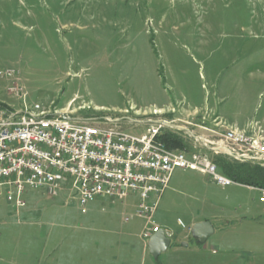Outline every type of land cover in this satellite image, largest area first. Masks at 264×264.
Segmentation results:
<instances>
[{"label":"rangeland","instance_id":"rangeland-1","mask_svg":"<svg viewBox=\"0 0 264 264\" xmlns=\"http://www.w3.org/2000/svg\"><path fill=\"white\" fill-rule=\"evenodd\" d=\"M7 69L16 75L0 79V104L16 108L39 104L135 134L149 120H165L214 142L238 128L227 120H258L264 131V0H0V70ZM14 87L22 88V99L9 91ZM167 131L183 142L176 150L208 154L218 173L233 180L219 167L229 162L225 156L195 144L186 130ZM190 191L203 195L206 215L229 217L202 245L219 250L214 258L169 250L157 261L143 254L147 221L132 206L98 199L83 213L77 202L67 203V193L49 199L30 191L19 211L0 195V264L90 250L143 264H264L261 192L216 183L202 195ZM171 194L163 218L182 238L185 225L177 219L191 200Z\"/></svg>","mask_w":264,"mask_h":264},{"label":"built area","instance_id":"built-area-1","mask_svg":"<svg viewBox=\"0 0 264 264\" xmlns=\"http://www.w3.org/2000/svg\"><path fill=\"white\" fill-rule=\"evenodd\" d=\"M15 75V70H0V79ZM9 91L19 99L24 96L21 87ZM147 123L143 133L135 134L39 104H0V195L19 211L30 191H43L49 199L67 193V203L77 202L83 213L97 198L115 202L136 196L135 216L147 221L141 238L148 243L162 229L153 218L176 170L199 172L222 187L236 184L218 173L208 154L168 148L160 139L167 129L186 130L195 144L202 143L216 156L264 166L261 125L228 128L214 142L165 120ZM164 231L172 240L173 233Z\"/></svg>","mask_w":264,"mask_h":264},{"label":"crops","instance_id":"crops-1","mask_svg":"<svg viewBox=\"0 0 264 264\" xmlns=\"http://www.w3.org/2000/svg\"><path fill=\"white\" fill-rule=\"evenodd\" d=\"M209 110L212 111L211 108ZM209 110H207V112ZM227 123H228V126H230V127H238V128H240L244 124L248 123L244 127V128H247L249 125H255V124L260 123V122L258 120H252L251 119V120H247L244 123L236 121V120H227ZM244 128H241V129H244ZM227 160L230 163L244 164V163H240V162L234 161V160L229 159V158H227ZM185 174L192 181L178 180L177 177H175V176L185 175ZM172 182H173L172 187H170V185H169L168 189L163 194V196L160 200L159 206L157 208V211L154 215V218H157L156 224L158 226H160L162 229L169 230L173 233V239L171 240V246L169 247V249L167 251L173 250L172 252L174 254L176 253V254L195 256V257H200V258L205 257V256H208L209 258H214V256H218L219 250H217L213 246H212L213 248L211 247L210 249H205L204 247H202V245H204V244H198L197 241L193 238V236L191 234V229L194 225H196L198 223L205 222V221L210 222L215 229V232L212 236H214L216 234V232L223 231L221 223L225 222L226 218H229V217L224 218L221 216V213L216 214L212 217H209L199 207L200 201L205 199V198H202L203 195L201 193L204 191V189L206 188L208 183L213 184L215 182L209 176L203 175L199 172L184 171V170H176L174 172V174L172 175L170 184ZM229 187L243 188V189H247L248 191H253V192L259 191V192H261V199L264 200V194H263L264 191H261L257 188L247 186V185H242L239 183H236L234 185L224 187V188H229ZM192 189H193L194 193L198 192L202 196L200 197L196 194H193L190 191ZM171 193H177L179 195L182 194L183 197L191 200V201L187 202L186 208L182 211L183 212V215H182L183 218L178 217V219H177L178 221H181L185 225V227H183L185 230V233H184V237H182V238H178L174 235L173 230L170 229L168 226L169 223H168L167 218H163V212L169 213V210L167 211L165 209V207L168 209L169 208L168 205L171 206V202H169V203L167 202L172 195ZM131 197H133V196H130L129 198H131ZM129 198H127V200ZM98 199L99 200H108L111 202L112 205L115 204V202H116V201L113 202L109 198H97L96 200H98ZM96 200L91 202V205H93L96 202ZM136 204H137V200H135V202L132 205L129 204L127 201L121 202V206L123 207L124 210H127L131 206L136 209ZM223 210L224 209H222V211ZM90 211L92 212L93 209L89 210V213H90ZM91 222H93V221L87 220V224H89ZM122 222L127 223V222H124V218H123ZM218 224L220 225V228H217ZM178 226L180 227L179 223H178ZM90 229H94V228H92L90 226ZM191 238L193 239L195 245L191 246L189 244V241L191 240ZM102 243H103V241H102ZM148 243H145V246L143 249L144 256H147V254L149 253ZM37 258H39L38 262H36L37 264H143V258L138 259V258H135L131 255L127 257L120 252H117V254L112 255L109 251H105V250H98V251L90 250V251H76V252H62V251L59 252V251H56V253L54 255H51V254L47 255L46 254V255H42L41 257H38L37 255H35L34 259H33L34 262ZM27 259H32V258H31V256H29Z\"/></svg>","mask_w":264,"mask_h":264},{"label":"trees","instance_id":"trees-1","mask_svg":"<svg viewBox=\"0 0 264 264\" xmlns=\"http://www.w3.org/2000/svg\"><path fill=\"white\" fill-rule=\"evenodd\" d=\"M160 139L170 149H177L183 146L182 140L171 131H165ZM219 167L236 183L264 190V167L262 165L237 164L223 161L219 164Z\"/></svg>","mask_w":264,"mask_h":264},{"label":"water","instance_id":"water-1","mask_svg":"<svg viewBox=\"0 0 264 264\" xmlns=\"http://www.w3.org/2000/svg\"><path fill=\"white\" fill-rule=\"evenodd\" d=\"M214 232V227L208 221L198 223L191 229V234L198 244H205ZM170 246L171 239L166 236L164 229L155 233L148 243L149 253L155 260H158L160 255L166 252Z\"/></svg>","mask_w":264,"mask_h":264},{"label":"bare ground","instance_id":"bare-ground-1","mask_svg":"<svg viewBox=\"0 0 264 264\" xmlns=\"http://www.w3.org/2000/svg\"><path fill=\"white\" fill-rule=\"evenodd\" d=\"M106 117V116H105Z\"/></svg>","mask_w":264,"mask_h":264}]
</instances>
